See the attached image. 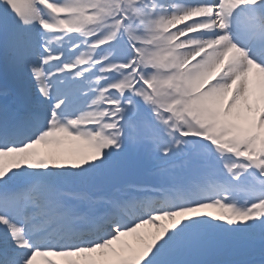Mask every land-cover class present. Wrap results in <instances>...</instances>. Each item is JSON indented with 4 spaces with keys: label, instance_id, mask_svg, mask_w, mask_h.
<instances>
[{
    "label": "snow or ice",
    "instance_id": "6c2138e0",
    "mask_svg": "<svg viewBox=\"0 0 264 264\" xmlns=\"http://www.w3.org/2000/svg\"><path fill=\"white\" fill-rule=\"evenodd\" d=\"M0 264H264V0H0Z\"/></svg>",
    "mask_w": 264,
    "mask_h": 264
}]
</instances>
